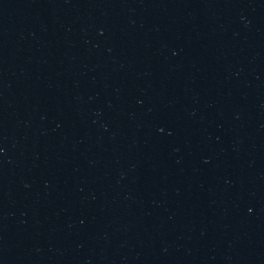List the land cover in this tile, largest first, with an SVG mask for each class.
<instances>
[{
    "label": "water",
    "instance_id": "obj_1",
    "mask_svg": "<svg viewBox=\"0 0 264 264\" xmlns=\"http://www.w3.org/2000/svg\"><path fill=\"white\" fill-rule=\"evenodd\" d=\"M0 264H264V0H0Z\"/></svg>",
    "mask_w": 264,
    "mask_h": 264
}]
</instances>
